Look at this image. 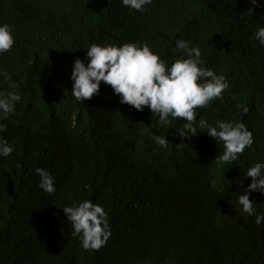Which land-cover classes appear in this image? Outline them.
Wrapping results in <instances>:
<instances>
[{
  "label": "trees",
  "instance_id": "obj_1",
  "mask_svg": "<svg viewBox=\"0 0 264 264\" xmlns=\"http://www.w3.org/2000/svg\"><path fill=\"white\" fill-rule=\"evenodd\" d=\"M146 8L121 0H0V23L15 30L0 67L18 85L0 77V91L22 97L0 121L7 124L0 136L14 147L0 157V264H264V223L237 203L252 182L248 167L264 161V46L254 39L264 7L152 0ZM178 39L199 45L204 66L230 84L197 118L242 121L253 132L252 148L232 164L215 163L223 146L206 132L177 148L184 121L158 129V117L120 103L110 85L102 82L84 104L71 95L74 60L87 63L91 44L146 42L170 66ZM150 133L165 136L167 149ZM38 167L53 175L55 194L38 187ZM250 199L264 213V195ZM84 200L108 212L112 235L99 251L72 237L62 209Z\"/></svg>",
  "mask_w": 264,
  "mask_h": 264
},
{
  "label": "clouds",
  "instance_id": "obj_2",
  "mask_svg": "<svg viewBox=\"0 0 264 264\" xmlns=\"http://www.w3.org/2000/svg\"><path fill=\"white\" fill-rule=\"evenodd\" d=\"M124 7L138 12L147 11L146 6L152 0H121ZM256 8L264 7L260 0H250ZM249 12L254 8L249 7ZM14 28L9 23H0V55L9 52L14 44ZM254 39L264 46V27H258ZM86 59L74 60L71 80L72 97L84 104V101L98 95L101 83L110 85L120 103L127 104L138 111L147 107L153 116L158 117L159 127L167 128L173 120L184 121L177 129L180 144L177 148L189 146L201 132L222 144L223 150L215 157L218 165L232 164L239 160L246 148L254 144L253 132L242 121L220 119L210 124L204 115L198 117V108H207L213 100L223 99V93L230 84L225 75L217 74L204 66L199 45L186 39H178L173 53L179 56L169 66L146 42H128L123 45L93 43L86 49ZM0 77L9 88L18 85L7 69L0 67ZM22 97L13 91H0V121L14 115L17 102ZM247 114L249 108L237 105ZM7 124L0 122V133L5 132ZM152 141L162 149H167L169 140L163 135L150 133ZM14 151L9 141L0 136V157L7 158ZM38 187L45 193L56 192L55 179L45 168L38 167ZM251 183L239 195L237 203L242 213L255 216V223H264V213H257L254 201L250 199L253 192L264 195V161H257L248 167L245 179ZM243 187V180L238 183ZM72 226V237L77 238L85 251H99L106 246L111 235L108 212L98 203L84 200L78 204L62 208Z\"/></svg>",
  "mask_w": 264,
  "mask_h": 264
}]
</instances>
